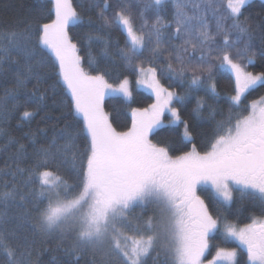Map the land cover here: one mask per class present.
Wrapping results in <instances>:
<instances>
[{"label":"snow or ice","instance_id":"obj_1","mask_svg":"<svg viewBox=\"0 0 264 264\" xmlns=\"http://www.w3.org/2000/svg\"><path fill=\"white\" fill-rule=\"evenodd\" d=\"M139 2V0H136ZM174 8V35L183 43L173 49L167 64L168 71L183 79L191 72L190 85H200L201 75L212 80L215 65L206 57L219 62V67L229 68L235 77V94L230 97L239 106L241 98L256 85H264V73L254 74L246 70L254 62L256 52L250 44V25L242 20L248 0H227V12L221 13L218 0H171ZM165 0H147L138 13L140 27L135 26L131 8L133 0H118L111 17L105 15L111 8L109 0H101V19L105 25L121 27L128 41L121 56L133 65L148 45L153 55L160 52L163 31L169 25L163 22L160 10ZM55 19L40 25L38 43L50 50L58 64V76L71 95L75 112L83 119V131L89 140L79 183L69 185L56 171L48 168L56 163L57 154H67L72 148L71 137L53 151L55 141L41 148L36 154V164L29 179L38 183V193L32 196L39 228L44 233L74 234L73 252L96 249L111 264H146V258L163 246L171 264H204L209 248V238L218 227V219L208 211L197 194L200 185L211 184L216 195L225 203H231L233 193L249 196L264 205V97L252 101L244 113L236 111L226 120L217 123L209 145L199 151L193 143L190 151L172 156L165 146L153 143L149 138L162 124L161 117L167 111L174 122H181L179 110L173 100H182L175 92L165 88L157 78V69L137 64L140 75L137 83L152 91L156 102L147 108L132 109V125L127 131H117L104 111L106 94L119 93L131 97L129 81L123 79L118 86L110 84L102 73L86 70L78 55L67 28L80 19L71 0H54ZM155 12V21L149 24L145 13ZM215 22L211 30L209 16ZM229 21H231L229 27ZM217 36H221L217 42ZM248 37V40H245ZM29 37L16 31L0 34V62L23 55L27 73L32 74L35 49L25 41ZM96 39H101L99 35ZM243 45V47H240ZM199 51L198 58L186 57L189 51ZM236 56H233V50ZM173 60L179 67H173ZM40 63V61H37ZM200 73V74H198ZM28 75L17 73V87L24 85ZM37 79L39 76L37 74ZM215 92V84L209 85ZM204 107L197 102V111ZM31 111H24L29 118ZM184 136L192 140L187 122ZM23 148V146H21ZM28 200L15 185H5L0 191V225L11 219L7 209L9 201ZM31 202V201H30ZM155 204L159 217H147L143 224H133L132 212L139 206ZM228 236L234 238L247 251L250 264H264V219H253L244 227L225 224ZM0 249L4 251V264H26L27 249L13 247L3 228H0ZM236 249L219 248L207 264H236Z\"/></svg>","mask_w":264,"mask_h":264},{"label":"trees","instance_id":"obj_2","mask_svg":"<svg viewBox=\"0 0 264 264\" xmlns=\"http://www.w3.org/2000/svg\"><path fill=\"white\" fill-rule=\"evenodd\" d=\"M71 1L80 19L68 26V32L77 44L82 66L92 74H104L112 84L120 83L125 78L131 82L130 98L121 95L104 97V111L117 131H127L131 127L132 109L147 108L155 101L152 95L135 87L139 76L136 65L141 63L145 68L150 65L155 67L158 79L165 87L183 97L173 103L179 110L181 122L161 126L150 135L153 143L167 147L172 156L190 151L193 143L199 151H203L212 140L219 121L226 120L230 114L234 117L236 111L244 113L252 101L264 97V85L258 84L241 98L239 106L233 105L230 97L235 94L234 76L229 70L219 67V62L210 57H206L207 61L215 65L212 80L208 79L207 73H198L202 80L200 85H190L191 72H187L181 79L168 71L170 54L183 43V38L174 35V8L171 0H165L160 10L163 22L169 25L163 31L160 52L153 55L151 49L154 45H148L133 65H129L120 54V49H124L128 41L126 32L121 27L105 25L101 19V7H97L101 0ZM119 2L123 3L124 0ZM218 2L221 13H226L227 0ZM109 3L111 8L106 10L105 15L111 17L118 0H109ZM145 3L147 0H133L131 11L137 28L142 22L138 13L143 10ZM53 5L54 0H0V34L5 31L23 33L29 37L25 43L36 52L32 61V74L27 73L23 55L0 62V191L5 190V185H15L21 194L28 196L25 201H21L19 197L14 202L9 201L7 213L11 219L7 224L0 225V228L4 229L13 247H19L21 251L27 249L29 255L26 257V264H108L103 254L96 249L73 252L74 234L42 232L35 211L36 202L29 195L39 191L38 183L29 179V173L32 172L34 178L36 154L41 148L49 147L55 141V151L65 143V138L71 137V150L67 154L58 153L56 163H49L48 168L56 171L69 185H76L86 164L85 154L89 146V140L83 131V119L75 112L71 95L58 76L55 57L50 50L38 43L40 25L55 19ZM145 17L151 24L155 21V12L150 9ZM241 19H246L250 25V44L256 56L252 63L246 60L240 62L246 65L247 71L254 74L264 73V0L250 1L243 9ZM209 23L215 33V22L211 15ZM230 24L231 21L229 27ZM97 35L101 39H96ZM216 39L220 42L222 37L217 36ZM185 56L198 58L200 52H193L189 48ZM233 56H236L235 49ZM173 67H179L174 60ZM17 73L28 75L24 85L19 87ZM211 83L215 84L214 93L209 87ZM198 100L203 101L204 107L197 111ZM26 110L33 115L24 118L23 112ZM164 119L170 120L169 116ZM183 122H187L192 134L191 141L184 136ZM197 192L209 213L220 222L228 221L245 226L254 218L264 215V205L259 200H253L247 195L242 197L238 191L233 193V200L229 205L219 200L208 187H200ZM151 206L149 204L137 207L133 212L144 209L145 212L132 215L133 224H143L147 217L153 216L151 213L154 210ZM2 209L3 205L0 204V210ZM218 235L213 237L217 245L237 249L236 264H249L244 248ZM5 255L0 249V264H4ZM111 264L119 262L113 260ZM146 264H171V257L166 256L163 246H158L146 258Z\"/></svg>","mask_w":264,"mask_h":264},{"label":"rangeland","instance_id":"obj_3","mask_svg":"<svg viewBox=\"0 0 264 264\" xmlns=\"http://www.w3.org/2000/svg\"><path fill=\"white\" fill-rule=\"evenodd\" d=\"M250 1H252V0H248V3H249ZM76 22H77V21L72 22V23H70L69 25H72V24H74V23H76ZM69 25H68V26H69ZM67 31H68V28H67ZM68 33H69V32H68ZM78 55H79V53H78ZM224 68L227 69V70H229V71L232 73V71H231L229 68H227V67H224ZM232 75H233V73H232ZM233 76H234V75H233ZM105 78H106V77H105ZM157 78H158V76H157ZM138 79H140V75L138 76V78H137L136 81H135V87L138 88V89H141V90H143V91H145V92H147V93H149L150 95H152L153 98H154V100H155V101H154V103H155V102H156L155 95L152 93V91H151L150 89H148L147 87L143 86L142 84L137 83ZM234 79H235V77H234ZM107 81H108V80H107ZM108 82H109V81H108ZM109 83H110V82H109ZM160 83L165 87V85H164L161 81H160ZM110 84H112V83H110ZM112 85H113V86H118L119 83H117V84H112ZM256 86H257V85H256ZM165 88H167V87H165ZM129 89H130V91H131V95H132V85H131V82H130V81H129ZM169 90H170V89H169ZM249 90H251V89H249ZM170 91H172V90H170ZM173 92H174V91H173ZM175 93H176V92H175ZM111 95H121V96H123L122 94H119V93H112V92L106 94L105 96H111ZM176 95L179 96L177 93H176ZM259 100H260V99H257V100H255V101H259ZM175 101H176V100L174 99L173 102H172V106H174L173 103H174ZM174 107H175V106H174ZM175 108H176V107H175ZM131 114H132V113H131ZM165 116H169L170 120H169V121L165 120V119H164ZM161 120H162V124H161L160 126H158L157 128H155L154 130L160 128L161 126L167 125V124H177V123H179V122H174L173 117H172L171 114H170L169 112H167V111L164 112L163 116L161 117ZM149 138H150V137H149ZM200 187H208V188L212 189V191L214 192L215 196H216L219 200H221L222 202H224L222 199H220V198L216 195V193H215V191H214V189L212 188V186H211L210 183H209V184H206V185H200V186H198L197 189H199ZM224 203H225V202H224ZM225 204L229 205V204H231V203H225ZM148 205H149V204H148ZM151 205H152V206H151L152 209L154 210L152 213H156V214H152V213H151V215H155V216L159 217L160 213H159V210H158L157 206H156L155 204H151ZM144 206H145V205H144ZM142 212H145V209H144L143 211H141V212H137V210H136L135 212H132V214H131V218H132V215H134V214H136V213H142ZM225 224H232V225H235V226L238 227V228H240V227H244V226H239V225H236V224L231 223V222H228V221H222V222L219 221L217 229H216L214 232H212L211 235H210V238H209V248H208V250L206 251L205 256H204V258H203V259H204V264H207V262H208L209 260H212V259L215 257V255H216V251H217L219 248H225V249H229V250L231 249V248H227V247H225V246L217 245L216 242L213 241V237L215 236V234H216V235L220 234V235L223 236V238H224L226 241H232V242L238 244L240 247L244 248V246L240 245L238 241H236L234 238H232V237H230V236L227 235V233H226V231H225ZM218 236H219V235H218ZM244 249H245V248H244ZM245 250H246V249H245ZM211 252H212V254H210ZM236 252H237V249H236ZM246 252H247V251H246ZM236 257H237V254H236ZM235 260H236V258H235ZM248 261H249V260H248ZM235 262H236V261H235ZM218 264H219V262H218ZM249 264H250V262H249Z\"/></svg>","mask_w":264,"mask_h":264},{"label":"flooded vegetation","instance_id":"obj_4","mask_svg":"<svg viewBox=\"0 0 264 264\" xmlns=\"http://www.w3.org/2000/svg\"><path fill=\"white\" fill-rule=\"evenodd\" d=\"M259 219H264V215H263V216H261V218H259Z\"/></svg>","mask_w":264,"mask_h":264}]
</instances>
